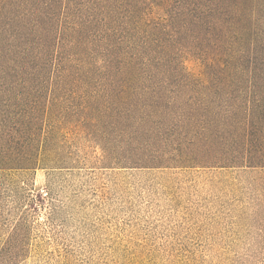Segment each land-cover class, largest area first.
<instances>
[{
	"label": "trees",
	"instance_id": "16d2710c",
	"mask_svg": "<svg viewBox=\"0 0 264 264\" xmlns=\"http://www.w3.org/2000/svg\"><path fill=\"white\" fill-rule=\"evenodd\" d=\"M80 141L112 168L264 170V0H0V171Z\"/></svg>",
	"mask_w": 264,
	"mask_h": 264
},
{
	"label": "rangeland",
	"instance_id": "374dc122",
	"mask_svg": "<svg viewBox=\"0 0 264 264\" xmlns=\"http://www.w3.org/2000/svg\"><path fill=\"white\" fill-rule=\"evenodd\" d=\"M76 147L66 168L0 171V264H264V170L112 168Z\"/></svg>",
	"mask_w": 264,
	"mask_h": 264
}]
</instances>
